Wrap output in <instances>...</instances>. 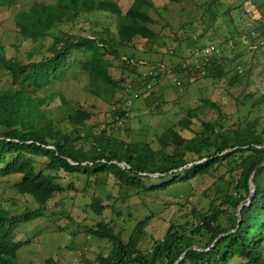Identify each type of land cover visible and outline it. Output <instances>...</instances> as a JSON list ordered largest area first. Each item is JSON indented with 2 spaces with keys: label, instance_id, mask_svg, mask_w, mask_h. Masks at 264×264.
I'll use <instances>...</instances> for the list:
<instances>
[{
  "label": "rangeland",
  "instance_id": "rangeland-1",
  "mask_svg": "<svg viewBox=\"0 0 264 264\" xmlns=\"http://www.w3.org/2000/svg\"><path fill=\"white\" fill-rule=\"evenodd\" d=\"M38 1L56 0H10L0 6V45L5 57L29 62L46 55L52 36L25 38L16 25L20 12ZM115 1L125 11L132 0ZM152 1L154 7L149 13L155 38L147 41L134 37L130 44L118 48V58L107 55L112 77L122 78V85L131 79L132 87L143 92L131 108L133 117L114 124L116 102L89 92L88 75L75 65L65 70L51 88L63 97L60 106L54 100L48 102V114L55 123L62 128L71 127L65 116L80 108L90 112L81 128L83 135L98 132L110 122L107 131L113 130V136L126 142H147L154 149L160 148L157 138L166 128L173 127L190 139L200 134L202 122L221 124L223 129L252 126L264 134V12L260 6L263 0ZM101 19L80 16L73 21V30L80 34H89L90 30L99 33L104 28L115 32L114 22ZM69 27L70 23L54 27L51 34ZM115 37L110 33L109 38L115 41ZM228 40L233 42V48L222 55L233 56L223 62L227 73L222 77L205 75L195 50L207 42L223 45ZM112 48L115 49L114 45ZM124 58L136 62L140 72H159L151 88H146L145 79L131 73L126 64L122 66L120 60ZM140 61L143 64H138ZM185 61H189L190 67L182 66ZM178 63L183 71L177 75ZM176 77L179 84H175ZM11 85L10 74L0 66V89ZM46 93L43 87L35 95L43 97ZM115 96L118 98L119 92ZM189 111L195 115L188 117ZM185 118L189 120L188 127L180 124ZM79 142L84 143L81 139ZM164 149L171 151L172 147L167 145ZM60 174L64 177L60 180L63 191L48 201L41 215L31 216L12 229L14 241L21 243L17 250L20 264H44L49 257L59 264H98L97 256L107 254L111 248L110 241L88 231L99 221L108 223L123 241H128L138 222L147 219L137 245L141 251H148L170 223L187 226L196 221L193 210L204 212L223 195L234 193V181L239 178V171L230 170L225 161L207 173L153 191L121 186L111 174H100L98 179L96 175L79 172ZM156 176L152 174L150 181L144 183H157ZM20 177L0 176V205L14 213L38 207L30 195L16 191L14 184ZM94 198L104 206L99 213L88 207ZM18 218L21 217L15 220ZM228 218V213H222L220 222L227 225Z\"/></svg>",
  "mask_w": 264,
  "mask_h": 264
},
{
  "label": "trees",
  "instance_id": "trees-1",
  "mask_svg": "<svg viewBox=\"0 0 264 264\" xmlns=\"http://www.w3.org/2000/svg\"><path fill=\"white\" fill-rule=\"evenodd\" d=\"M9 2L0 0V6ZM153 7L152 0H132L125 11L115 0L38 1L20 12L16 25L25 38L35 40L52 36L46 55L36 61L22 62L5 57L0 45V66L10 74L12 84L0 89V176L20 175V180L14 184L16 191L30 195L38 204L37 208L21 213L0 205V264H20L17 250L21 243L14 241L12 229L31 216L41 215L48 201L63 191L61 172L96 175V179L100 174H111L121 186L153 191L207 173L223 161L230 170L239 171V178L234 181V193L223 195L217 204L211 203L204 212L193 210L196 221L187 226L170 223L163 236L145 252L137 244L147 219L138 222L128 241H123L105 221L97 222L88 229L89 233L111 243L109 252L99 254L97 262L264 264V134L252 126L223 129L221 124L202 122L200 134L190 139L184 138L173 127L166 128L157 138L160 148L154 149L147 142H126L113 136V130L107 131L110 122L98 132L83 135L81 128L90 118V112L80 108L65 116L71 126L66 128L60 127L48 114L49 101L54 100L59 106L63 102L61 94L51 89L53 83L70 66L76 65L89 77V92L110 102L114 100L117 106L114 114L123 117L121 98L115 95L125 84L120 83L122 78L117 80L110 74L111 62L107 55L118 58V48L130 44L134 37L147 41L155 38L149 13ZM92 15L102 17L101 21L114 22L115 32L107 28L95 34L94 30L89 34L74 32L73 21L80 16ZM65 23H70L69 29L59 28V34H51L54 27ZM110 33L116 36L115 41L109 38ZM232 57L214 59L205 66V75L224 76L227 72L223 62ZM215 60L218 61L216 66ZM120 61L143 80L136 62L130 58ZM178 65L180 71L175 74L183 71L181 63ZM175 81L180 83L177 77ZM128 83L133 84L131 79ZM43 87L47 90L46 96H36ZM187 115L195 114L189 111ZM112 117L117 124L115 116ZM180 124L188 127L189 120L185 118ZM79 139L84 143L80 144ZM167 145L172 147L171 151L164 149ZM252 172L254 193L249 203L241 208L237 226L236 209L247 202ZM152 174L157 175V183L146 185L144 182L150 181ZM88 207L99 213L104 206L94 198ZM222 213L229 214L227 225L220 222ZM18 216L21 218L15 220ZM44 264L59 263L49 257Z\"/></svg>",
  "mask_w": 264,
  "mask_h": 264
},
{
  "label": "built area",
  "instance_id": "built-area-1",
  "mask_svg": "<svg viewBox=\"0 0 264 264\" xmlns=\"http://www.w3.org/2000/svg\"><path fill=\"white\" fill-rule=\"evenodd\" d=\"M249 1H254V0H249ZM262 10L264 11V0L261 3ZM195 39V36H194ZM233 47V42L231 40L225 42L223 45H219L216 43H206L203 44L199 49H196L194 52V55L198 57V62L202 63V68L204 71L205 66H207L209 63L214 62V59H218L223 55V52L231 50ZM256 46H254L255 48ZM193 51V49H190ZM217 61V60H215ZM142 63V61L138 62ZM146 63V62H145ZM186 63V64H183ZM182 66L190 65L189 61L182 62ZM159 74L158 71H148V72H141L142 79L150 77L151 79H145L144 85L146 88H151L152 86V81H157L156 76ZM177 84H179L178 81H176ZM133 84H126L125 87L119 92V97L121 98L120 100V106L124 112L123 117H116L117 124H122L126 120L130 119L133 117V114L131 112V108L134 105V102L140 97L142 91L140 88H135L132 87ZM134 86V85H133ZM146 90V89H145Z\"/></svg>",
  "mask_w": 264,
  "mask_h": 264
},
{
  "label": "water",
  "instance_id": "water-1",
  "mask_svg": "<svg viewBox=\"0 0 264 264\" xmlns=\"http://www.w3.org/2000/svg\"><path fill=\"white\" fill-rule=\"evenodd\" d=\"M262 164H263V163H262ZM253 173H254V172H252L251 175H250V177H249V187H250V189H249V195H248V197H247V202H245V203H243V204H240V205L237 207V209H236V216H237V219H238V224H237V226L239 225V222H240V210H241V208H242L244 205H247V204L249 203V201H250V199H251V197H252V195H253V193H254L255 186H254V183H253V181H252ZM192 247L195 248L194 246H192ZM180 258H181V256L179 257V259H180ZM179 259H178V260H179ZM174 264H177V261H176Z\"/></svg>",
  "mask_w": 264,
  "mask_h": 264
}]
</instances>
